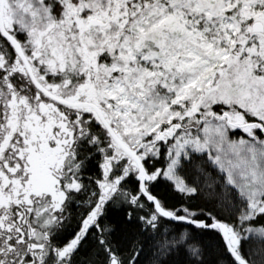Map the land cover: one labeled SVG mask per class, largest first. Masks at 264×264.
<instances>
[{"label": "snow or ice", "instance_id": "6c2138e0", "mask_svg": "<svg viewBox=\"0 0 264 264\" xmlns=\"http://www.w3.org/2000/svg\"><path fill=\"white\" fill-rule=\"evenodd\" d=\"M0 264H264V0H0Z\"/></svg>", "mask_w": 264, "mask_h": 264}]
</instances>
